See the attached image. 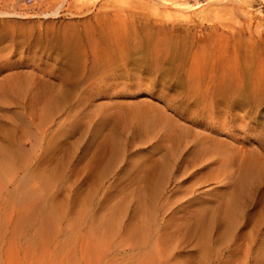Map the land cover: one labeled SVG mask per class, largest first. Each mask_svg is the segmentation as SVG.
I'll list each match as a JSON object with an SVG mask.
<instances>
[{"label":"rangeland","instance_id":"obj_1","mask_svg":"<svg viewBox=\"0 0 264 264\" xmlns=\"http://www.w3.org/2000/svg\"><path fill=\"white\" fill-rule=\"evenodd\" d=\"M4 1L0 93L37 91L0 104V147L13 153L0 157V264H264V96L232 103L241 79L264 72V0H189L206 2L189 11L111 0L128 18L116 33L98 0ZM64 72V104L45 114ZM202 138L232 166L182 150Z\"/></svg>","mask_w":264,"mask_h":264},{"label":"bare ground","instance_id":"obj_2","mask_svg":"<svg viewBox=\"0 0 264 264\" xmlns=\"http://www.w3.org/2000/svg\"><path fill=\"white\" fill-rule=\"evenodd\" d=\"M2 1V3H3V1L4 0H0V2ZM50 1V0H49ZM53 1V0H52ZM55 1V0H54ZM64 1V0H63ZM66 1V0H65ZM93 1V0H92ZM111 0H98V3L100 4V6H101V8H105L104 10H103V16L105 17V21L106 22H109L108 23V25H110L109 27H111L113 30H114V32H115V30L117 31L118 30V28H120V26L122 27V26H125L126 24H127V22H128V18H127V15L125 14V12L123 13V11H125V9L124 8H117V7H114V6H112V4H111V2H110ZM5 2V1H4ZM124 3H125V0L123 1ZM176 2V4H180L183 8H184V10L186 9L187 11H189V10H196V9H198V8H201V7H203V5L206 3V2H204V3H201V2H193V3H191L189 0H177V1H175ZM53 3V2H52ZM57 3V2H56ZM91 3V2H90ZM94 3V2H93ZM128 3V1L126 2V4ZM218 2H216V1H212L209 5H208V7H206V8H204L205 10L206 9H208V10H210L211 12H213V11H215V9L212 7V5L213 4H217ZM4 4H6V3H4ZM65 4V3H64ZM63 4V5H64ZM2 5V4H1ZM11 5V4H10ZM20 5V4H19ZM53 6H54V4H53ZM59 6H60V4L56 7V9L55 10H53L52 12H47L46 13V15H48V14H52V15H56L57 13H58V9H59ZM12 7V6H11ZM96 7V6H95ZM181 7V8H182ZM16 8V7H15ZM62 8V7H61ZM54 9V8H53ZM89 8H87V10H88ZM128 9V8H127ZM17 10V9H16ZM83 10V9H82ZM51 11V10H50ZM0 13H2V14H0V15H2L3 16V13H7V14H10L11 12L10 11H7V10H5L4 8L3 9H1L0 8ZM13 13V12H12ZM7 14L5 15V16H7ZM94 14V13H93ZM92 15V14H91ZM2 16H0V17H2ZM9 16V15H8ZM14 16V15H13ZM16 16V15H15ZM95 16V15H94ZM18 17H19V15H18ZM23 17V16H22ZM27 17V16H26ZM132 17V16H131ZM95 19H97L96 17H94ZM98 18H100V17H98ZM92 19H93V15H92ZM3 20H5V18L3 19ZM102 20H104V19H102ZM9 21V20H8ZM7 21V22H8ZM95 21V20H94ZM134 21V20H133ZM10 22V21H9ZM92 22H93V20H92ZM136 23V22H135ZM14 24V23H13ZM130 24H132V20H131V22H130ZM94 25V24H93ZM132 25H134V24H132ZM11 26V25H10ZM96 26V25H95ZM94 27V26H93ZM132 27H134V26H132ZM9 28V27H8ZM115 28V29H114ZM136 28V27H135ZM134 28V29H135ZM5 29V28H4ZM126 30H127V28H125ZM3 31V30H2ZM124 31V30H123ZM4 32V31H3ZM5 32H7V31H5ZM15 32V31H14ZM0 33H2V32H0ZM116 33V32H115ZM2 34H4V33H2ZM1 34V35H2ZM6 34V33H5ZM8 34H9V32H8ZM11 34V33H10ZM19 34V33H18ZM18 34H17V36H18ZM95 34V33H94ZM118 34V33H117ZM116 34V35H117ZM123 35V34H122ZM136 35V34H135ZM6 36V35H5ZM9 36L10 35H8V38H9ZM26 36V35H25ZM113 36V35H112ZM127 36V35H126ZM133 36H134V34H133ZM154 36V35H153ZM7 37V36H6ZM114 37V36H113ZM116 38V37H115ZM56 40V39H55ZM56 41H54V43H55ZM59 42H61V41H59ZM114 42V41H113ZM142 42H144V41H142ZM151 42V41H150ZM26 44H28V43H26ZM51 44H53V43H51ZM59 44V43H58ZM61 44V43H60ZM59 44V45H60ZM124 44H126V43H124ZM114 45V44H113ZM53 46H55V45H53ZM57 46V45H56ZM97 46V47H96ZM96 46H95V49H94V53H93V58L91 59L92 61H91V64H90V71H91V74L93 75V74H96L97 72H99V71H102V66H104V57H101V56H99L98 55V46H99V42H98V44H96ZM143 47H144V45H143ZM173 47V46H172ZM171 47V48H172ZM63 49H64V46H63ZM144 49V48H143ZM162 49V48H161ZM160 48H157V50H156V55L157 56H159V54H160V52L162 51ZM221 50V49H220ZM65 52H66V50H64ZM68 51V50H67ZM253 51V50H252ZM155 52V51H154ZM62 53H64V52H62ZM67 53V52H66ZM90 53V52H89ZM171 53V52H170ZM143 54V53H142ZM179 54V53H178ZM254 54V53H253ZM64 55V54H63ZM119 55V54H118ZM127 55V54H126ZM153 55V54H152ZM155 55V56H156ZM260 55V54H259ZM143 56H145L144 54H143ZM156 56V57H157ZM179 56V55H178ZM223 56V55H222ZM253 56V55H252ZM252 56H250V57H252ZM60 57V56H59ZM70 57H72L71 55H70ZM153 57V56H152ZM160 57V56H159ZM158 57V58H159ZM162 57V56H161ZM225 57V56H224ZM223 57V58H224ZM236 57H238V56H236ZM58 58V57H57ZM65 58H66V56H65ZM64 58V59H65ZM69 58V57H68ZM203 58V57H202ZM136 59H139V58H136ZM142 59V58H141ZM180 59V58H179ZM227 59V58H226ZM63 60V59H62ZM71 60V59H70ZM140 60V59H139ZM149 60V59H148ZM158 60V59H157ZM199 59H197V57L196 56H194L193 57V62H192V65H191V67L189 68V73H188V75H189V82H190V85H191V88H190V95H195V96H197L198 95V92L199 91H197L198 90V88H199V85L197 86V82H198V79H196L195 77H201V75H200V69H199V61H198ZM130 62L132 61V60H129ZM145 61V60H144ZM170 61V60H169ZM63 62V61H62ZM142 62V61H141ZM150 62H152L153 63V60L152 61H150ZM215 62V61H214ZM214 62H212V63H214ZM232 62V61H231ZM252 62V61H251ZM254 62V61H253ZM68 63V62H67ZM129 63V62H128ZM143 63V62H142ZM145 63H148V62H145ZM144 63V64H145ZM219 63V62H218ZM222 63V62H221ZM242 63V62H241ZM113 64V63H112ZM133 64V63H132ZM136 64H138V63H136ZM143 64V65H144ZM4 65V64H3ZM127 65V64H126ZM140 65V64H139ZM148 65V64H147ZM152 65V64H151ZM254 65V64H253ZM253 65H251V66H253ZM61 66V65H60ZM75 66V65H74ZM124 66V65H123ZM130 66V65H129ZM136 66V65H135ZM153 66V65H152ZM221 66H222V64H221ZM68 67V66H67ZM128 67V66H127ZM142 67V66H141ZM148 67H149V65H148ZM201 67H202V65H201ZM216 67V66H215ZM214 67V68H215ZM225 67V66H224ZM129 68V67H128ZM134 68H138V67H134ZM214 68H213V70H214ZM221 68V67H220ZM74 69V68H73ZM119 69V68H118ZM141 69V68H140ZM151 69V68H150ZM153 69V68H152ZM209 69V68H208ZM253 69V68H252ZM62 70V69H61ZM71 70V69H70ZM120 70V69H119ZM127 70V69H126ZM125 70V71H126ZM132 70V69H131ZM135 70V69H134ZM137 70V69H136ZM154 70V69H153ZM204 70V69H203ZM150 71V70H149ZM243 71V70H242ZM119 72V71H118ZM201 72H203V71H201ZM217 72V71H216ZM247 72V71H246ZM252 72V71H251ZM113 73V72H112ZM204 73H205V71H204ZM207 73V72H206ZM205 73V74H206ZM209 73V72H208ZM228 73V72H227ZM244 73V72H243ZM124 74V73H123ZM129 74V73H128ZM250 74H252V73H250ZM151 75V74H150ZM215 75H216V73H215ZM109 76V75H108ZM250 76V75H249ZM223 78L225 79L224 81H223V85H225L226 83H227V79H226V73L224 72L223 73ZM205 79V78H204ZM208 79V78H207ZM244 80H245V78H244ZM251 78H249V80L247 79V81L245 82V86L243 87L242 86V84L243 83H241V82H243V79H241V81L240 82H238L237 83V85L239 86V87H237L238 89H237V91H236V94L237 95H240L241 97H237V98H234L233 99V104L235 105V106H237V107H248L249 108V106L251 105V107L253 106V104H259L258 102L259 101H262V99H263V96H264V72H262L261 74H259V76L254 80H251ZM3 82H5V81H3ZM233 82H235L234 80H233ZM201 83V82H200ZM50 84V83H49ZM4 85H6V84H4ZM7 86V85H6ZM27 86V84H25L24 85V83H21V82H16V83H14V84H12V92H14L15 94H17L18 96H14V97H12L11 95H8V94H6L5 92H3V93H0V104H9L8 102H13V100H16V99H18L19 98V96L21 97L22 96V98L23 99H25L27 96H28V94H30V93H35L36 91H37V86H35V85H31L30 84V88H28V87H26ZM67 81H66V75H65V72L63 73V76L61 77V79H60V89H59V94H58V92H57V96L56 95H53L52 96V98L49 100V102L46 104V106H47V108H46V111H45V114H50L51 112H52V110L53 109H55V108H58L59 106H61V105H63L64 104V101H65V96H66V93H67ZM233 86V85H232ZM50 87V86H49ZM202 89V88H201ZM231 89V88H230ZM52 90V89H51ZM209 88H207V89H205V90H203V91H201L202 93H201V98H199L198 100L200 101V99H201V101H202V109H203V111L204 110H206V111H208V113H210V111H212L211 109H216V104L214 103V102H211V95H210V93H209ZM224 91H225V88L223 89ZM226 90H227V85H226ZM232 90V89H231ZM7 91V90H6ZM223 91V92H224ZM52 92V91H51ZM226 92V91H225ZM224 92V93H225ZM22 93V94H21ZM53 93V92H52ZM214 96V95H213ZM230 99V98H229ZM197 100V99H196ZM197 100V101H198ZM223 101V100H222ZM222 101L220 100V102L222 103ZM227 101H229L228 99H227ZM221 103H219V104H221ZM227 104V103H226ZM228 106V105H227ZM254 106H256V105H254ZM237 107H235V108H237ZM261 107V106H260ZM199 108V107H198ZM201 108V107H200ZM199 108V109H200ZM227 108V107H226ZM254 108V107H253ZM245 109V108H244ZM243 109V110H244ZM217 110V109H216ZM253 110V109H252ZM200 111V110H199ZM245 111V110H244ZM256 111V110H255ZM207 113V112H206ZM245 114H247V113H245ZM41 124V123H40ZM40 124H38V128H39V126H40ZM42 127V126H41ZM181 138L182 137H180L179 138V141L181 140ZM183 139V138H182ZM185 141L184 142H182V143H180V145H182V150L183 151H185L186 149H189V152L191 151V148L193 149V148H197L199 151H203L204 153H206V152H210V154L212 153V154H216L217 156H213V155H211V156H213V157H217L218 158V160L219 161H222V164L225 166H232V157H231V155H227V153L226 152H224L221 148H219V147H216V146H214V144L213 143H211L210 142V140H207L206 138H202V139H196L193 143H192V145L190 146V147H188V144H190L191 143V141L190 140H186V139H184ZM7 147V146H6ZM5 147V148H6ZM188 147V148H187ZM0 152H1V154H0V157H2V156H9V157H12L13 155H11V154H13L12 153V151L11 150H7V149H4V147L3 146H1L0 147ZM238 157V156H237ZM237 157H233V160H235V158H237ZM240 157H242V156H240ZM243 158V157H242ZM230 160V161H229ZM244 160H245V157H244ZM255 162V161H254ZM256 163H258V164H260V166L263 168V170H264V156L263 157H260L257 161H256ZM229 168V167H228ZM227 175V171H225L224 172V175Z\"/></svg>","mask_w":264,"mask_h":264}]
</instances>
